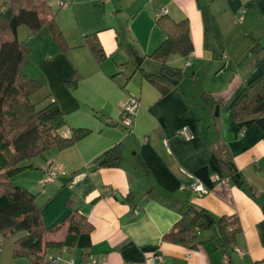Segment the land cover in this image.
Wrapping results in <instances>:
<instances>
[{
    "label": "crops",
    "instance_id": "obj_1",
    "mask_svg": "<svg viewBox=\"0 0 264 264\" xmlns=\"http://www.w3.org/2000/svg\"><path fill=\"white\" fill-rule=\"evenodd\" d=\"M46 2L53 14L42 16L43 27L37 32L26 27L18 31L29 50L23 72L41 83L42 98L49 96L48 101L59 103L68 123L63 137H70L73 128L89 129L91 134L61 150L66 156L60 159L63 162L43 167L38 185L33 186L34 179L28 188L38 193L37 202L44 206L45 257L72 259L77 264L87 260L142 264L152 253L161 252L166 264L263 260L264 210L229 181L208 196H200L191 186L195 171L216 154L231 158L247 187L264 198V132L258 125L239 127L230 120L235 99L249 83L264 76V58L257 56L258 60L251 53L258 43L264 46V0ZM162 9L176 22L188 20L194 49L188 69L187 57L174 53L167 58V66L192 70L193 77L172 86L164 96L143 79L132 55L143 59L148 71L160 69L162 63L151 55L171 31L156 23ZM53 19L62 33L58 39L50 31ZM91 42L103 49L101 60ZM128 98H137L140 108L126 129L119 104ZM184 127L192 130L193 140L179 134ZM119 144L121 158L107 157ZM48 168L60 172L42 186ZM107 188L115 194L106 195ZM181 205L206 210L216 222L238 218L241 232L234 248L243 255L232 254L239 262L219 247L213 229L203 233L205 243L196 250L165 241L181 219ZM74 209L86 219L75 246H50L64 243L70 235L71 223L62 222ZM0 264L32 263L15 257L13 247L0 249Z\"/></svg>",
    "mask_w": 264,
    "mask_h": 264
},
{
    "label": "trees",
    "instance_id": "obj_2",
    "mask_svg": "<svg viewBox=\"0 0 264 264\" xmlns=\"http://www.w3.org/2000/svg\"><path fill=\"white\" fill-rule=\"evenodd\" d=\"M51 14H53L51 7L46 0L0 2V202L4 200V204L0 206V241L22 233L14 241V255L17 258H27L32 264H45L47 259L43 253L45 235L48 233L43 219L44 206L37 202L38 194L14 186L12 179L23 171L34 170L36 166L32 161L39 155L55 147L62 151L69 149L91 134L89 129L73 128L70 137H63L62 131L67 128L68 123L59 103L56 100L48 101V96L45 98L46 105L39 108V102L33 99L42 85L31 80L23 72L29 50L26 44L20 41L18 31L22 27L33 32L39 31L44 25L42 16H51ZM156 23L165 29L168 27L171 29L167 31L166 40L151 55V58L161 62L162 65L158 71H148L143 68V64H136V69L144 80L161 89V94L164 96L172 86L188 83L187 79L193 77L185 69L167 66V58L171 54L179 53L191 61L189 56L194 49L188 20L176 22L168 13H159ZM49 27L55 39L62 37L54 19L49 23ZM89 45L94 55L101 60L104 51L100 44L91 42ZM130 51L133 53V49ZM251 53L256 58L257 56L264 58V46L258 43ZM188 61L187 69L191 67L187 66ZM228 66L226 61V67ZM162 85L168 88H163ZM230 120L239 127L249 128L258 125L264 132V76L249 83L235 99L230 111ZM106 156L120 159L122 145L119 144L109 150ZM48 171L49 168L44 171L46 177ZM194 177L210 191H214L224 182L235 183L264 210V198H258L247 187L231 158L224 160L213 154L206 166L195 171ZM43 185L46 186V183L43 182ZM178 209L181 219L165 235V241L196 250L205 243L203 233L216 228L219 247L225 254L231 255L235 252L234 246L241 232L238 218L224 217L218 222L213 220V225L209 228L207 216L210 214L206 210L197 209L192 205H181ZM85 221L78 209L72 210L62 222V225L71 223L70 235L62 244L49 245L62 249L75 246L77 235L84 230ZM226 264H233L232 258H228Z\"/></svg>",
    "mask_w": 264,
    "mask_h": 264
},
{
    "label": "built area",
    "instance_id": "obj_3",
    "mask_svg": "<svg viewBox=\"0 0 264 264\" xmlns=\"http://www.w3.org/2000/svg\"><path fill=\"white\" fill-rule=\"evenodd\" d=\"M61 6H65L66 3L62 1L60 3ZM161 14H166L167 10L162 9L160 11ZM245 13V11H244ZM190 60L192 56L189 57ZM191 61H188L187 66H191ZM140 107V103L136 98H128L119 104V108L121 111V124L125 128L129 129L131 128L133 124V116L137 113L138 109ZM179 134L185 138L186 140H193L194 134L192 130L189 127H184L179 131ZM60 170L58 168L50 169L47 173V179L45 183L52 182L55 177L58 176ZM217 179V178H216ZM191 189L199 194L200 196H208L211 194L212 191H210L199 179H195V183L192 184ZM106 195H114L115 191L112 189H106L104 191ZM235 252L239 255H243V251L236 248ZM45 264H77L75 260H64L61 257H53V258H47ZM85 264H108L105 260H87ZM142 264H166L165 255L161 252H154L152 253L147 261ZM257 264H264V259L259 261Z\"/></svg>",
    "mask_w": 264,
    "mask_h": 264
},
{
    "label": "rangeland",
    "instance_id": "obj_4",
    "mask_svg": "<svg viewBox=\"0 0 264 264\" xmlns=\"http://www.w3.org/2000/svg\"><path fill=\"white\" fill-rule=\"evenodd\" d=\"M2 1H0V2H2ZM0 37H1V33H0ZM190 72H193V71L189 70V74H190ZM45 98H42L41 95L37 94L33 100L37 103L39 102L38 103V104H40L39 108H43L47 103V101H45ZM64 155L65 154H63V152L61 150L57 149L56 147L51 149L49 152H46L44 154L39 155L38 158H35L32 161L33 164L36 166V168L34 170H28L27 172L23 171V172L19 173L14 179H12V183L14 184V186H19V187H23V188L28 189V188L32 187L31 184L33 183V180L35 179L33 186H37L38 182H39V175L42 174L41 169L43 167L44 168L48 167L51 163H53V161L55 162V164L60 165L63 162V161L61 162L60 159H61V157H64ZM65 157H64V159H65ZM42 186H45V185H42ZM41 188H43V187H41ZM35 194H38V193H35ZM3 202H4V200H2L0 202V206H2ZM21 235H22V233H19V234H16L14 236H9L8 238H3L0 241V247L2 248V250L13 249L14 241L17 238H19ZM232 255H234V254H232ZM234 259L237 260L236 262H239L235 255H234Z\"/></svg>",
    "mask_w": 264,
    "mask_h": 264
},
{
    "label": "water",
    "instance_id": "obj_5",
    "mask_svg": "<svg viewBox=\"0 0 264 264\" xmlns=\"http://www.w3.org/2000/svg\"><path fill=\"white\" fill-rule=\"evenodd\" d=\"M135 63L137 65H142L143 64V59H141L140 57L136 56L135 57ZM174 84H177V82H173ZM219 114V109H216V115ZM106 161H104L102 164H105ZM207 222H208V227L211 228L213 225V219L211 218V216H207ZM213 231L216 232V228H213Z\"/></svg>",
    "mask_w": 264,
    "mask_h": 264
}]
</instances>
